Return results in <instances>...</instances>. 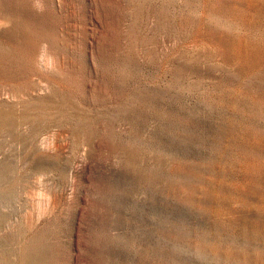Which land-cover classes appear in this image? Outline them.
<instances>
[{"label": "rangeland", "instance_id": "1", "mask_svg": "<svg viewBox=\"0 0 264 264\" xmlns=\"http://www.w3.org/2000/svg\"><path fill=\"white\" fill-rule=\"evenodd\" d=\"M0 264H264V0H0Z\"/></svg>", "mask_w": 264, "mask_h": 264}]
</instances>
